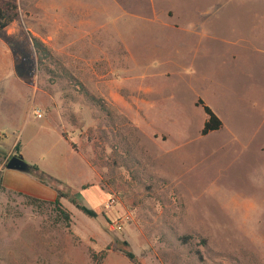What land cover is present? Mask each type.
Masks as SVG:
<instances>
[{"label": "rangeland", "instance_id": "374dc122", "mask_svg": "<svg viewBox=\"0 0 264 264\" xmlns=\"http://www.w3.org/2000/svg\"><path fill=\"white\" fill-rule=\"evenodd\" d=\"M7 3L0 264H264V0Z\"/></svg>", "mask_w": 264, "mask_h": 264}, {"label": "trees", "instance_id": "16d2710c", "mask_svg": "<svg viewBox=\"0 0 264 264\" xmlns=\"http://www.w3.org/2000/svg\"><path fill=\"white\" fill-rule=\"evenodd\" d=\"M5 8L0 7V29L5 28L14 18V16H6V13L9 9H14L16 8V6L14 4H10L7 3L4 5ZM35 43L38 45L37 40H35ZM197 105L201 106L203 111L206 114V118L203 122L200 134L201 135H206L207 133L213 131V130H217L222 126V120L220 119V117L213 111V109L204 102V100H202L201 98H198ZM1 137V134H0ZM32 172L41 182L44 183H49L51 185L54 184V182L57 180H55L53 177H51L50 175H48L46 172H44L43 170H41L36 164H29V171L28 172ZM56 189V197L54 200V203L57 205L58 210L64 215V217L66 219H68L69 215L68 212H66L65 210L61 209L60 204H59V198L60 197H66L69 199V201L79 210H81L83 213H85L88 216H95L96 212L93 209H90L88 207H86L79 199L77 194H69L67 191H63L57 187H55ZM28 202L29 203H36L37 199L34 197H29L28 198ZM187 237H189L188 235H184L181 236V240L185 241L187 239ZM124 253L126 255V257L129 259L130 264H136V259H135V254L133 251L129 250V249H124Z\"/></svg>", "mask_w": 264, "mask_h": 264}, {"label": "water", "instance_id": "95a60500", "mask_svg": "<svg viewBox=\"0 0 264 264\" xmlns=\"http://www.w3.org/2000/svg\"><path fill=\"white\" fill-rule=\"evenodd\" d=\"M5 167L11 170H18L22 172L29 171V163L25 161L21 153L12 155L6 162Z\"/></svg>", "mask_w": 264, "mask_h": 264}, {"label": "built area", "instance_id": "2783aa9c", "mask_svg": "<svg viewBox=\"0 0 264 264\" xmlns=\"http://www.w3.org/2000/svg\"><path fill=\"white\" fill-rule=\"evenodd\" d=\"M34 114L37 116V117H42V112L39 108H34Z\"/></svg>", "mask_w": 264, "mask_h": 264}]
</instances>
